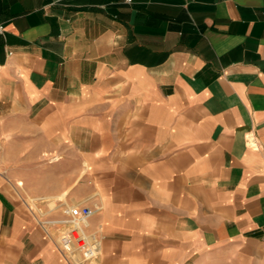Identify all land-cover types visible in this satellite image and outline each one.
Masks as SVG:
<instances>
[{"label":"crops","instance_id":"obj_1","mask_svg":"<svg viewBox=\"0 0 264 264\" xmlns=\"http://www.w3.org/2000/svg\"><path fill=\"white\" fill-rule=\"evenodd\" d=\"M0 264H68L24 200H98L97 264H264V0H0Z\"/></svg>","mask_w":264,"mask_h":264},{"label":"built area","instance_id":"obj_2","mask_svg":"<svg viewBox=\"0 0 264 264\" xmlns=\"http://www.w3.org/2000/svg\"><path fill=\"white\" fill-rule=\"evenodd\" d=\"M131 4L132 0H124ZM4 26L0 23V35ZM42 231L54 242L68 264H97L104 233L100 224L90 227V219L101 209L98 200L67 201L63 198L24 200Z\"/></svg>","mask_w":264,"mask_h":264},{"label":"rangeland","instance_id":"obj_3","mask_svg":"<svg viewBox=\"0 0 264 264\" xmlns=\"http://www.w3.org/2000/svg\"><path fill=\"white\" fill-rule=\"evenodd\" d=\"M75 201H78V200H75Z\"/></svg>","mask_w":264,"mask_h":264}]
</instances>
